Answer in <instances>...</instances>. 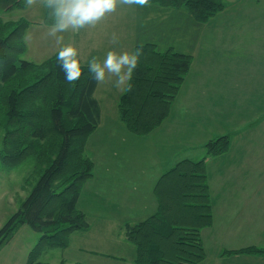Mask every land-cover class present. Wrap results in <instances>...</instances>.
I'll list each match as a JSON object with an SVG mask.
<instances>
[{"label": "trees", "instance_id": "1", "mask_svg": "<svg viewBox=\"0 0 264 264\" xmlns=\"http://www.w3.org/2000/svg\"><path fill=\"white\" fill-rule=\"evenodd\" d=\"M184 8L199 22L221 11L223 0H149ZM23 0H0V11L23 8ZM46 9L45 20L49 21ZM24 18H0V158L8 166L34 155L41 173L18 209L0 227V246L21 225L40 232L26 264L44 249L69 243V235L88 227L77 207L81 186L92 175L93 162L85 154L87 137L100 120L94 97L97 81L87 69L76 82L64 79L56 53L41 62L20 58L25 51ZM143 54L131 90L117 103L120 120L136 135L157 128L169 115L190 69L192 56L172 48L160 51L152 42L136 45ZM134 48V49H135ZM228 135L205 143L206 154L228 150ZM157 208L144 220L126 223L127 240L134 244L135 264H198L205 259L201 231L213 221L207 172L203 159L183 158L164 172L154 188ZM233 252L260 253L248 246Z\"/></svg>", "mask_w": 264, "mask_h": 264}, {"label": "crops", "instance_id": "2", "mask_svg": "<svg viewBox=\"0 0 264 264\" xmlns=\"http://www.w3.org/2000/svg\"><path fill=\"white\" fill-rule=\"evenodd\" d=\"M259 1L261 2V0H257V2ZM24 4L25 6L23 8H19L21 11L23 10L19 15H15L14 17L6 16L7 12L11 11L9 9L0 11V18L5 20L24 18L28 21V25L24 32L25 51L30 61L41 62L56 53L59 45L55 38L48 35V23L50 22L45 20L46 8L43 4L38 3L36 8L30 11L27 10L28 4L25 2ZM257 5L261 4L258 3ZM224 7H227L226 4ZM225 8H223V10ZM124 9H126V7ZM136 10L139 11L140 7H136ZM235 10L236 9H234V11ZM188 17H186V19ZM262 20L252 23L251 37L250 32H246L244 37L249 40L233 41V38L228 36V39L232 40L219 38L218 40L206 41L202 44H196L197 50L193 53H186L192 56L191 66L175 97L174 105L184 106L185 99L181 98L179 100V98L186 89L185 95L187 94L188 98L186 101L188 122L198 124L197 121L200 119L203 121V129H205L206 126L210 129H214L210 131V133H212L210 139L220 135H230L232 140L234 134L226 129V127L240 125L241 116L238 108H249V103H251L253 109L256 111L249 127L252 129L256 125H259V128L264 126V33H258L264 32V20ZM240 30L241 28L239 31ZM92 38L93 34H88L85 31L74 44L80 50L86 46L84 52L79 51L82 62L87 61L88 58L98 50L100 41L97 40L95 44ZM51 42L52 45H55V48L49 53L48 47ZM112 82H106L104 84L102 81H97L94 97L97 99L100 106V120L95 130L87 139L85 154L92 160L95 159L96 154L100 156L101 153L97 152L98 143L101 144L102 140L105 138L110 139L114 135L113 132L115 130H119L121 149H123V151L120 153L111 152L109 154V152H105L108 141L102 144L104 152H102L101 161L98 168L96 166L93 168L92 176L82 185L77 207L84 212L88 222V227L81 229L84 230L85 233H88L90 230L88 218L90 220L91 217H95L98 220L117 222L120 228L122 225L123 233L120 234V232H118L113 236V234L103 232L101 233L102 235L99 236V241L96 242V246H93L91 244H85L83 237L87 234H80L83 235L81 240L75 242V238L79 234H73L75 233V231H73L69 235V245L62 248L60 256L57 257V261L53 264H61L62 262H65V264H135L133 261V253L130 250H127L126 253L123 251V243H125V245L126 243H130L126 238L125 224L144 220L155 212L157 208V198L154 193L155 183L164 172L172 168L182 159V157L178 156L173 157L171 154L172 152H168L170 143L172 142V134L168 136L170 143L166 142V144L163 143V145H161L155 142L157 143L156 148L154 145L153 148L159 153L160 158H166V162H158V164H160L158 165V169L154 170L153 167V170H148L150 174L149 179H156L154 183L140 187L139 176L141 173L139 174L138 170H136L137 165L132 161L124 165H121V162L131 160L132 157L138 154L139 149L142 150L145 148V140L141 138L142 135L131 133L120 120L117 103L118 97L124 91V88L123 86L116 87ZM112 84H114L116 91H118V96L112 99L115 104L113 108L111 106L108 107L107 101L103 102L105 99L103 95H100V93L110 94ZM245 91H249L248 96L251 98L250 101L248 100L249 102L244 98L246 95ZM171 119L172 114H170L169 120L165 119V123L163 122L164 124L162 123V126L166 125ZM157 129H160L159 126L148 134H144V136L148 137L151 133L155 134ZM220 129H222V131L217 132ZM216 133L220 135H216ZM153 135H151V137ZM136 139L142 144L128 151L130 140L135 141ZM232 143L235 145V140H233ZM133 144L134 142H131V145ZM218 155H221L219 160L220 163L223 158L227 159V164L223 165V168L218 169V174L226 171L230 179L227 181V190H222V185L218 183L213 190L214 195L212 196L210 193L214 222L212 221L209 227H205L201 231L206 256L205 259L198 264H206L208 257L211 256H217L221 259L219 262L216 261L208 264H264V258H257V256H255V254L259 253L233 252L234 250L248 246L256 247L253 244L239 248H226L215 253L216 255L210 254L208 256L207 250L210 239L219 241L223 239L226 235L225 233L232 228H234L233 231L240 229L245 230V226L248 227L251 222L244 223L243 216L238 214L240 209L251 204V198L245 200L244 203L241 200V192L243 189H246V187L238 182L239 176L241 175V168L246 166L237 163V161H229L226 153L209 156V159ZM99 156L97 155L98 158ZM140 156L142 155L139 153L137 157L140 158ZM258 158L259 157H256L257 160ZM104 159L105 162L103 164ZM220 167H222V165ZM249 167L251 169H256L255 166L249 165ZM102 168L105 172L107 171L106 174H117L116 177L119 175L115 180V184H110V186L116 188V193L113 196L100 191V189H102L101 177L104 175L101 170ZM211 175L213 177L217 176L213 175V173H211ZM207 177L210 191V183H212V180L209 178L208 172ZM112 178H114V176H112ZM215 179L216 178H214V181ZM102 182L104 183L103 177ZM106 183L107 178L104 183L105 187H107ZM235 208L236 213L234 214ZM222 231L223 234H220ZM17 235V233L14 234L12 239ZM32 247L33 244L30 242L28 252ZM49 251H52V249H44L40 256L46 258ZM40 261L44 264H50L46 259L45 261L40 259Z\"/></svg>", "mask_w": 264, "mask_h": 264}, {"label": "rangeland", "instance_id": "3", "mask_svg": "<svg viewBox=\"0 0 264 264\" xmlns=\"http://www.w3.org/2000/svg\"><path fill=\"white\" fill-rule=\"evenodd\" d=\"M23 1L26 3V0ZM223 2L227 7H224V10L222 9L221 11H218L205 22L196 21L192 18L191 14V16L187 15L189 13L184 8L178 9L163 6L160 3H149L140 7V10L138 11L136 10V7L132 5L126 4L125 6V3H121L114 12L106 15L100 23L94 26L82 28L78 32H64L62 34L64 37L63 43L75 44L81 34L86 31L88 34H93L92 39L95 44L97 40L100 41V44H98V50L95 51V54L91 53L102 59L110 48H116L120 51L134 50L136 45L143 44L145 42L155 43L156 48L160 51L172 48L178 52H190L191 54L197 50L196 44H202L206 41L218 40L219 38L232 40L228 39V36L232 37L233 41L249 40L244 36L246 35V32L249 31L251 37L252 23L264 18V0H261V2H257V0H223ZM38 3L41 4V0H34L31 5H28L27 10H33V8H36ZM258 3L261 5H257ZM125 7L126 9H124ZM234 9L236 10L234 11ZM10 10L11 11L7 12L6 16L14 17L15 15H19L20 12H23V10L21 11L19 8H12ZM186 17L188 18L186 19ZM240 28L241 30L239 31ZM113 33H116L119 36V40L116 44H113L111 40V35ZM258 33L261 34L264 32ZM54 48L55 45H52V42L49 43L48 52L50 53V51ZM85 48L86 46L82 50L78 49L79 51L84 52ZM20 58L30 60L27 57L26 51L20 54ZM114 81L115 77L109 73L106 75V78L102 81V83H114ZM185 92L186 89L182 92L179 98V100L181 98L185 99L184 106L174 105L173 101L170 113L166 118L169 120L170 114H172V119L167 122L166 125L162 126L165 123L164 120V123L162 122L163 124L161 123L159 125L160 129H157L155 134L151 133L149 135L151 137V135L154 134L151 138L149 136H141V138L145 140V148L142 150L139 149L138 154L140 153L142 156L138 158L137 154L135 157H132L131 160L121 162V165L130 161L137 165L136 170H138L139 174L141 173L139 176V183L141 184L140 187L154 183L156 179H149L150 174L148 173V170H153V167L154 170L158 169V165H160L158 162H166V158H160L159 153L153 148V145L156 148L157 143H160L161 145H163V143L166 144V142L170 143L168 136L169 134H172V142L170 143V149L168 152H172L171 154L173 157L178 156L182 157V159L188 158L195 161L203 159L205 162L206 172H208V176L212 180V183H210V193L213 196V190L218 183L222 185V190H227V181L230 179L228 177V173L224 171L221 174H218V169L223 168V165L227 164V159L222 157L223 159L221 160V163L219 162L221 155L209 159V156L213 155L206 154L205 143L210 140V136H212L210 131L214 129H210L207 126L203 129V121L200 119L197 121L198 124L188 122V111L186 109V101L188 98L187 94L185 95ZM248 92L249 91H245L246 95L244 97L247 99V102L251 99L248 96ZM117 94L118 91H116L114 84H112L110 94L100 93V95H103V98L105 99L103 102L107 101L108 107L111 106L112 108L115 107L113 102L114 100L112 99L117 97ZM249 105V108L244 109H242V107H237L241 116L239 126L236 125L226 127V129L233 132L234 136L231 140L230 135H228L231 143L228 150L224 153H226L229 161H237V163L246 166L241 168V175L239 176L238 182L246 187V189H243L241 192V200L244 203L245 200H249L251 198V204L240 209L238 214L243 216L244 223L251 222L248 227L245 226V230L240 229L233 231L234 228H232L230 231L226 232L225 237L219 241L210 239L207 250L208 256L226 248H239L250 244L261 248L264 252V126L259 128L260 126L256 125L252 129L249 127L256 112L251 103H249ZM220 131H222V129L217 132ZM1 134L2 131L0 129V136ZM113 134L114 135L110 139L105 138L102 140L101 144L98 143L97 152L101 153V155L102 152H104L102 144L107 141V148L105 150L106 153H120L123 151V149H121L119 130H115ZM216 135L220 134L216 133ZM233 140L236 142L235 145L232 143ZM131 142H134V144L131 145ZM86 144L87 140L85 147ZM141 144L142 143L139 142L138 139L135 141L130 140V147L128 151L137 148V146ZM97 155L99 156V154H96L95 159L92 160V162H94L92 166V173L93 168H95V166L98 168L101 161V155L99 158ZM256 157H259L258 160ZM104 162L105 159L103 164ZM221 165L222 167H220ZM249 165L255 166L256 169H251ZM41 167L42 165L37 161L34 155L27 156L21 163L15 166H8L0 158V227L18 209L21 201L28 195L41 173ZM101 170L104 174L102 175L104 183L107 178V187L104 186L101 177L102 189H100V191L106 193L107 195H115L116 188L110 186V184L114 185L115 180L119 177V175L116 177L117 174H106L107 171L105 172L103 168ZM211 173L217 176L213 177ZM112 176H114V178H112ZM214 178H216L215 181ZM235 210L236 208L234 209V214L236 213ZM88 221L90 222L89 232L85 233L84 230H76L73 234L79 235L75 238V242L81 240L83 235L80 234H87L83 237L85 244L87 243L96 246V242L99 241V236L102 235L101 233L103 232L113 234V236L118 232H120V234L123 233L122 225L120 228L117 222L114 223L108 220H98L95 217H91L90 220L88 218ZM20 227L17 231L19 229L20 230L14 233L18 234L14 239L11 238L9 241L0 246V264H26L30 242H32L34 246L41 234L40 232L33 230L28 225ZM223 231L220 234H223ZM112 240L115 241L114 239ZM47 249H52V251H49L46 258L40 256L38 260L41 259L45 261L46 259L50 264H53L57 261V257L60 256L62 248L54 247V249ZM127 250H130L133 253V256H135L136 249L134 244L126 243L125 245V243H123L124 253H126ZM263 252L255 254V256H257V258H264ZM220 259L217 256L208 257L206 264L216 261L219 262ZM61 264H65V262H62Z\"/></svg>", "mask_w": 264, "mask_h": 264}, {"label": "clouds", "instance_id": "4", "mask_svg": "<svg viewBox=\"0 0 264 264\" xmlns=\"http://www.w3.org/2000/svg\"><path fill=\"white\" fill-rule=\"evenodd\" d=\"M34 0H26L31 5ZM48 10V35L55 38L59 45L56 59L68 82H76L85 68L96 81H103L107 74L115 77L116 87L123 86L125 91L133 87L132 78L138 67L143 48L138 46L134 50L120 51L110 48L103 58L91 56L82 62L79 49L72 43H63V33L67 31L78 32L87 26L100 23L106 15L114 12L121 3L134 7H143L149 0H41ZM113 44L119 40L116 33L111 35Z\"/></svg>", "mask_w": 264, "mask_h": 264}]
</instances>
